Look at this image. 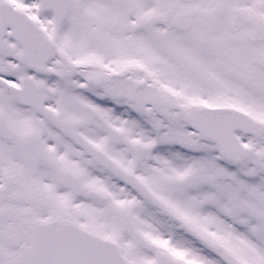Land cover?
I'll list each match as a JSON object with an SVG mask.
<instances>
[{"label": "snow or ice", "instance_id": "1", "mask_svg": "<svg viewBox=\"0 0 264 264\" xmlns=\"http://www.w3.org/2000/svg\"><path fill=\"white\" fill-rule=\"evenodd\" d=\"M0 264H264V0H0Z\"/></svg>", "mask_w": 264, "mask_h": 264}]
</instances>
